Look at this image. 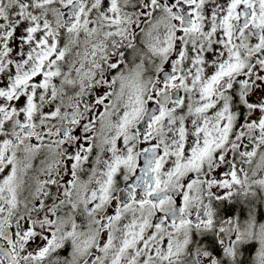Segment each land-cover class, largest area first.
<instances>
[{
  "label": "snow or ice",
  "instance_id": "6c2138e0",
  "mask_svg": "<svg viewBox=\"0 0 264 264\" xmlns=\"http://www.w3.org/2000/svg\"><path fill=\"white\" fill-rule=\"evenodd\" d=\"M0 264H264V0H0Z\"/></svg>",
  "mask_w": 264,
  "mask_h": 264
}]
</instances>
